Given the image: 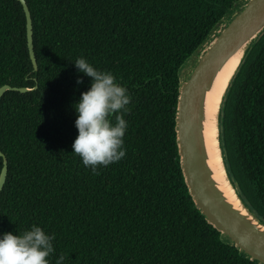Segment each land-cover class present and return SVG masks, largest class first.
Wrapping results in <instances>:
<instances>
[{"label":"trees","instance_id":"trees-1","mask_svg":"<svg viewBox=\"0 0 264 264\" xmlns=\"http://www.w3.org/2000/svg\"><path fill=\"white\" fill-rule=\"evenodd\" d=\"M240 0H0V234L31 225L55 234L64 264H258L222 239L195 206L178 154L181 67ZM109 70L132 96L126 155L93 174L73 152L74 60ZM220 140L229 177L264 221V32L224 95ZM3 159L0 156V171Z\"/></svg>","mask_w":264,"mask_h":264},{"label":"water","instance_id":"water-1","mask_svg":"<svg viewBox=\"0 0 264 264\" xmlns=\"http://www.w3.org/2000/svg\"><path fill=\"white\" fill-rule=\"evenodd\" d=\"M19 1L26 15L30 58L34 69L37 70L31 13L26 0ZM262 32H264V0H240L193 54L194 61L183 77L179 73L180 84L175 115L180 166L195 206L206 220L221 232L225 242L236 246L241 253L258 264H264V221L250 210L240 194L243 205L236 207L220 189L214 171L209 165L205 144L204 102L206 92L213 87L218 73L226 62L240 50L245 54ZM8 90L26 92L29 88L4 84L0 86V101ZM0 156L3 159L0 171L1 192L6 182L8 163L1 150Z\"/></svg>","mask_w":264,"mask_h":264},{"label":"clouds","instance_id":"clouds-1","mask_svg":"<svg viewBox=\"0 0 264 264\" xmlns=\"http://www.w3.org/2000/svg\"><path fill=\"white\" fill-rule=\"evenodd\" d=\"M76 84H82L83 74L91 78L87 91L73 104L77 113L75 126L78 135L72 148L83 165L98 173L120 161L126 155L125 134L128 128L126 114L132 96L125 84L112 71L101 70L85 56L76 58ZM55 234L33 224L29 229L15 233L0 234V264H50L48 259L55 253ZM65 255L60 254L55 264H64Z\"/></svg>","mask_w":264,"mask_h":264},{"label":"bare ground","instance_id":"bare-ground-1","mask_svg":"<svg viewBox=\"0 0 264 264\" xmlns=\"http://www.w3.org/2000/svg\"><path fill=\"white\" fill-rule=\"evenodd\" d=\"M244 56V51L240 50L234 54L218 73L214 85L206 92L205 96V122L204 138L209 157V165L214 171V177L217 180L220 189L226 197L236 207H242V200L235 186L229 179L220 140V109L222 101L229 83L234 76L239 64ZM188 63V64H187ZM181 69V77L189 68V61Z\"/></svg>","mask_w":264,"mask_h":264},{"label":"rangeland","instance_id":"rangeland-1","mask_svg":"<svg viewBox=\"0 0 264 264\" xmlns=\"http://www.w3.org/2000/svg\"><path fill=\"white\" fill-rule=\"evenodd\" d=\"M195 55H196V54H195ZM188 61H189V67H190V65H191V64L193 63V61H194V55L190 56V58L187 60V62H188ZM187 62H186V63H187ZM186 63H185L186 66L184 67V69H186V67H187V64H188V63H187V64H186Z\"/></svg>","mask_w":264,"mask_h":264}]
</instances>
